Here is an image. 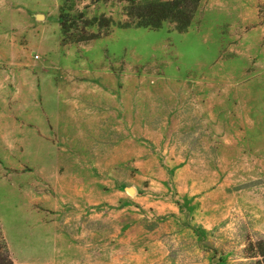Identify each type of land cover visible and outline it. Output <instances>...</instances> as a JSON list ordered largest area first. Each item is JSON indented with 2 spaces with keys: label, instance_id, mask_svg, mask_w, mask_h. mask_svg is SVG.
Returning a JSON list of instances; mask_svg holds the SVG:
<instances>
[{
  "label": "rangeland",
  "instance_id": "rangeland-1",
  "mask_svg": "<svg viewBox=\"0 0 264 264\" xmlns=\"http://www.w3.org/2000/svg\"><path fill=\"white\" fill-rule=\"evenodd\" d=\"M0 233L17 264H257L264 0H0Z\"/></svg>",
  "mask_w": 264,
  "mask_h": 264
},
{
  "label": "trees",
  "instance_id": "trees-1",
  "mask_svg": "<svg viewBox=\"0 0 264 264\" xmlns=\"http://www.w3.org/2000/svg\"><path fill=\"white\" fill-rule=\"evenodd\" d=\"M248 254L250 257L257 259V264H264V239L255 243L251 242L248 247ZM0 264H17L9 254L8 247L2 233H0Z\"/></svg>",
  "mask_w": 264,
  "mask_h": 264
},
{
  "label": "crops",
  "instance_id": "crops-1",
  "mask_svg": "<svg viewBox=\"0 0 264 264\" xmlns=\"http://www.w3.org/2000/svg\"><path fill=\"white\" fill-rule=\"evenodd\" d=\"M38 184H41V183H38ZM41 228H43V227H41ZM26 233V231L25 232H21V234H25ZM27 235H32V232H30L29 234H27ZM41 235V234H40ZM37 236H38V234H37ZM24 244V243H23ZM14 259L16 260V262H18L19 264H29L28 263V261L26 260V258H18V257H16V256H14Z\"/></svg>",
  "mask_w": 264,
  "mask_h": 264
},
{
  "label": "water",
  "instance_id": "water-1",
  "mask_svg": "<svg viewBox=\"0 0 264 264\" xmlns=\"http://www.w3.org/2000/svg\"><path fill=\"white\" fill-rule=\"evenodd\" d=\"M42 16H43L42 14H39V15H38V18H40V17H42ZM133 191H134L133 188H130V189H129V192H133Z\"/></svg>",
  "mask_w": 264,
  "mask_h": 264
}]
</instances>
